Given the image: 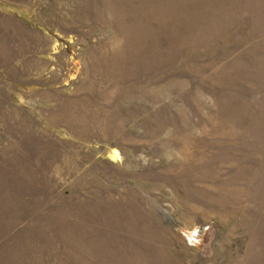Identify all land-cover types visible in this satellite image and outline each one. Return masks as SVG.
I'll return each mask as SVG.
<instances>
[{
	"label": "rangeland",
	"instance_id": "obj_1",
	"mask_svg": "<svg viewBox=\"0 0 264 264\" xmlns=\"http://www.w3.org/2000/svg\"><path fill=\"white\" fill-rule=\"evenodd\" d=\"M0 264H264V0H0Z\"/></svg>",
	"mask_w": 264,
	"mask_h": 264
}]
</instances>
